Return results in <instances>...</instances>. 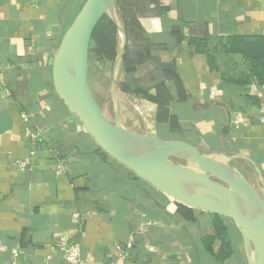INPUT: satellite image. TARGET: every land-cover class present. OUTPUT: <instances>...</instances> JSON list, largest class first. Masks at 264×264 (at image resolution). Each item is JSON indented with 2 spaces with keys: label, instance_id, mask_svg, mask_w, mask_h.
Listing matches in <instances>:
<instances>
[{
  "label": "crops",
  "instance_id": "0c3cea01",
  "mask_svg": "<svg viewBox=\"0 0 264 264\" xmlns=\"http://www.w3.org/2000/svg\"><path fill=\"white\" fill-rule=\"evenodd\" d=\"M86 1L0 0V264H64L73 244L80 264H247L231 220L225 256L213 214L105 154L58 98L54 59ZM117 15L123 126L126 107L128 130L246 156L264 179V84L227 42L264 37V0H117Z\"/></svg>",
  "mask_w": 264,
  "mask_h": 264
},
{
  "label": "water",
  "instance_id": "95a60500",
  "mask_svg": "<svg viewBox=\"0 0 264 264\" xmlns=\"http://www.w3.org/2000/svg\"><path fill=\"white\" fill-rule=\"evenodd\" d=\"M108 17L116 26L119 49L111 72L114 119L96 100L89 82L94 33ZM127 47V34L117 15V0H87L64 35L53 63V85L60 101L105 154L155 190L177 203L227 218L239 231L247 264H264V179L248 157L208 153L194 145L135 133L120 117L118 74ZM224 127L223 134H226ZM245 159L258 173L256 189L232 162Z\"/></svg>",
  "mask_w": 264,
  "mask_h": 264
},
{
  "label": "trees",
  "instance_id": "16d2710c",
  "mask_svg": "<svg viewBox=\"0 0 264 264\" xmlns=\"http://www.w3.org/2000/svg\"><path fill=\"white\" fill-rule=\"evenodd\" d=\"M230 51L244 55L252 65V75L257 81L264 84V37L230 38L227 40ZM197 46L201 41H193ZM119 35L116 26L108 17H104L97 27L90 51V63L95 59L101 65V73L112 72V67L118 54ZM232 228L235 226L232 224ZM215 238L222 243L221 254H225V249L229 246L230 232L223 226L220 216L214 215Z\"/></svg>",
  "mask_w": 264,
  "mask_h": 264
},
{
  "label": "rangeland",
  "instance_id": "374dc122",
  "mask_svg": "<svg viewBox=\"0 0 264 264\" xmlns=\"http://www.w3.org/2000/svg\"><path fill=\"white\" fill-rule=\"evenodd\" d=\"M101 65L96 63V60L93 59L91 60L90 67H89V82L90 86L92 88V92L94 96L96 97V100L98 101L100 107L104 111V113L111 119H114V104H113V99L111 95V73L107 74H102L101 73ZM137 115L138 112L135 111ZM136 114H132L135 118L133 119L134 124L135 123H140V118ZM123 123L125 127L128 129H136L139 130L138 127H135L133 124L130 122L133 121H128L126 119V107L124 111V116H123ZM203 152V151H202ZM206 152V151H205ZM203 152V153H205ZM236 166H239L240 168L243 167L240 165V163H235ZM238 167V168H239ZM242 170L244 168H241ZM245 171V169H244Z\"/></svg>",
  "mask_w": 264,
  "mask_h": 264
},
{
  "label": "built area",
  "instance_id": "2783aa9c",
  "mask_svg": "<svg viewBox=\"0 0 264 264\" xmlns=\"http://www.w3.org/2000/svg\"><path fill=\"white\" fill-rule=\"evenodd\" d=\"M24 119L27 120L26 116ZM82 250L79 244H73L65 249L64 264H80L81 263Z\"/></svg>",
  "mask_w": 264,
  "mask_h": 264
}]
</instances>
